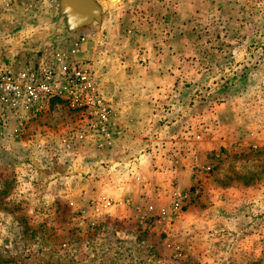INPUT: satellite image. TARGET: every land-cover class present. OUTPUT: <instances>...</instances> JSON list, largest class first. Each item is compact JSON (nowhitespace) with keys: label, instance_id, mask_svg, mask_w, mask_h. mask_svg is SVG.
<instances>
[{"label":"rangeland","instance_id":"rangeland-1","mask_svg":"<svg viewBox=\"0 0 264 264\" xmlns=\"http://www.w3.org/2000/svg\"><path fill=\"white\" fill-rule=\"evenodd\" d=\"M59 1L0 0L1 65L18 71L45 62L39 49L43 22L61 18ZM231 14L240 57L219 62L223 75L216 79L228 86L225 95L237 107L246 105L242 133L211 156L212 169L200 179L198 193L176 213L173 199L164 208L166 217L150 212L144 222H130L132 217L97 212L94 199L71 197V171L79 163L75 152L82 150L77 146L101 140L87 109L57 96L39 111L0 103V264H264V241L257 247L249 245L247 231L222 234L227 217H219L209 196L203 197L206 186L219 183L241 210L250 207L249 197L257 199L251 203L257 208L254 228L264 229V0L226 7L217 28L223 35L231 33L225 24ZM5 16L12 21L7 24ZM87 177L81 173L74 183L83 184ZM206 209L214 226L208 233ZM238 224L244 228L247 220Z\"/></svg>","mask_w":264,"mask_h":264},{"label":"crops","instance_id":"crops-1","mask_svg":"<svg viewBox=\"0 0 264 264\" xmlns=\"http://www.w3.org/2000/svg\"><path fill=\"white\" fill-rule=\"evenodd\" d=\"M97 1L101 21L72 34L64 18L45 19L39 49L49 64H58L56 54L63 52L62 65L90 67L122 131L110 147L99 148L94 140L77 146L82 150L75 152L80 165L71 171V197L94 199L97 212L113 218L144 222L150 212L160 216L181 192L202 187L211 156L241 136L246 105L237 107L224 93L228 86L216 79L223 75L219 62L240 57L233 46L240 42L233 14L225 22L229 35L217 29L226 7L239 0ZM5 17L7 24L12 21ZM30 25L27 30L34 28ZM84 157L88 163L82 166ZM81 173L88 175L86 182L74 183ZM206 187L203 197L209 196L219 217H227L222 234L247 231L249 245L258 247L264 229L254 228L257 208L251 203L257 199L249 197L250 207L241 210L219 183ZM209 215L207 233L214 227ZM245 219L247 225L239 228Z\"/></svg>","mask_w":264,"mask_h":264},{"label":"built area","instance_id":"built-area-1","mask_svg":"<svg viewBox=\"0 0 264 264\" xmlns=\"http://www.w3.org/2000/svg\"><path fill=\"white\" fill-rule=\"evenodd\" d=\"M65 56L63 52L56 54L57 63L61 66L41 62L38 66L27 65L15 71L0 64V103L22 104L32 111H39L52 97L64 98L72 106L89 111L92 130L101 139L99 145L110 147L122 133L114 121V110L101 96L94 71L77 62L62 65ZM211 169L208 166L205 170ZM196 193V188L181 192L173 201L172 211L176 213L183 209L184 202ZM167 215L169 211L163 209L161 216Z\"/></svg>","mask_w":264,"mask_h":264},{"label":"water","instance_id":"water-1","mask_svg":"<svg viewBox=\"0 0 264 264\" xmlns=\"http://www.w3.org/2000/svg\"><path fill=\"white\" fill-rule=\"evenodd\" d=\"M56 14L65 19L67 31L72 34L81 27L101 21L102 7L97 0H60Z\"/></svg>","mask_w":264,"mask_h":264},{"label":"trees","instance_id":"trees-1","mask_svg":"<svg viewBox=\"0 0 264 264\" xmlns=\"http://www.w3.org/2000/svg\"><path fill=\"white\" fill-rule=\"evenodd\" d=\"M225 92H227V91H225ZM225 92H224V93H225Z\"/></svg>","mask_w":264,"mask_h":264}]
</instances>
